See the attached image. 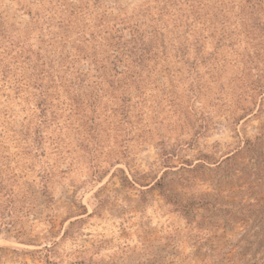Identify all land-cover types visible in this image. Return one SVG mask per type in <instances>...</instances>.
<instances>
[{
    "label": "rangeland",
    "instance_id": "374dc122",
    "mask_svg": "<svg viewBox=\"0 0 264 264\" xmlns=\"http://www.w3.org/2000/svg\"><path fill=\"white\" fill-rule=\"evenodd\" d=\"M102 1L112 10L0 0V61L22 52L36 84L50 87L41 65L67 58L43 112L33 80L15 94L0 76V264H264V96L247 88L255 78L233 57L194 59L199 26L185 33L189 13ZM70 13L83 35L124 18L159 31L166 55L119 87L93 72L106 53L76 41L61 19ZM201 45L205 60L213 43Z\"/></svg>",
    "mask_w": 264,
    "mask_h": 264
},
{
    "label": "trees",
    "instance_id": "16d2710c",
    "mask_svg": "<svg viewBox=\"0 0 264 264\" xmlns=\"http://www.w3.org/2000/svg\"><path fill=\"white\" fill-rule=\"evenodd\" d=\"M152 2L158 5L157 8H160L159 15L166 18L175 17V14L182 13V11L189 13L192 19L191 23H187L188 19L185 20L187 28L185 33L191 32L190 28L193 25V27L199 26L190 48L195 56L194 59L201 63L209 60L218 63L226 62L227 58L233 57L234 63L241 65V74L244 78H250L251 75L255 78V81L250 84L251 87L247 86L251 94L249 97L263 100L264 84H261L259 79L264 77V68L260 70L259 64L264 65V0H152ZM92 7L95 11L104 9L103 13L112 10V7L103 4L102 0H92ZM145 10L148 11V7ZM71 17H73V13L68 15V20L65 17L61 19L74 24L80 37L76 41L81 44H95L98 48L103 47V52L106 53V56L100 61L95 60L91 64L93 72L96 75L113 77L119 87L123 85L121 82H141L142 74L148 73L152 69L149 63L154 61L158 55H166L163 35L159 31L147 32V30H142L143 25L141 24L130 25L128 18L117 21L114 19L111 24L97 25L95 32L83 35L81 28L70 20ZM172 17L171 24L174 22ZM150 21L157 20L150 19ZM125 33L128 34V38L125 37ZM207 40L210 44L213 43V48L207 53V58L204 60L201 55L203 49L201 42ZM153 41L155 42L153 43ZM18 53L11 59L4 58L3 61H0L1 79L5 81L11 78L16 87L15 94L21 91L24 86L26 89L28 88L27 80H33V85L30 88L38 92L40 100L37 105L43 112V108L46 107V93L49 88L57 89L58 84L53 78L57 81L56 74L67 63V58H58L56 60L58 66L51 65V60L48 64L41 65L42 69L39 72L43 75V79H49L52 83L50 87H43L35 82V71H33L35 67L30 66L29 58L23 57L20 51ZM3 54L6 55L5 52ZM186 55L187 50L184 48L182 57ZM8 56L10 57V55ZM22 64L27 67H23ZM45 66L47 67L46 71ZM24 69L31 70L29 77H24L22 73ZM68 71L69 68L66 69V72ZM251 72L256 74H251ZM40 73L39 75H41ZM80 74L85 75L86 73ZM53 75L55 77L52 78Z\"/></svg>",
    "mask_w": 264,
    "mask_h": 264
}]
</instances>
